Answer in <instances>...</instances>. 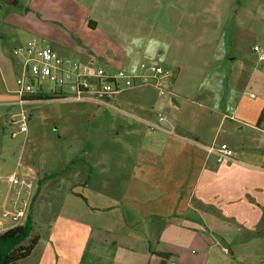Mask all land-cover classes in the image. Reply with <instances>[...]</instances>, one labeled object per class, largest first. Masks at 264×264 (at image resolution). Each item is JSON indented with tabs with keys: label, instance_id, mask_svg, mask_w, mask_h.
Segmentation results:
<instances>
[{
	"label": "crops",
	"instance_id": "obj_1",
	"mask_svg": "<svg viewBox=\"0 0 264 264\" xmlns=\"http://www.w3.org/2000/svg\"><path fill=\"white\" fill-rule=\"evenodd\" d=\"M3 1L0 87L12 83L5 80L16 64L10 50L30 36L60 55L114 71L137 73L142 58L163 59L172 71L166 92L151 100L114 98L130 89L123 88L113 96L114 109L126 115L155 106L174 111L161 121L155 110L154 119L143 114L136 115L142 123L125 122L124 132L141 138L119 147L131 154L133 166L115 158L121 184L134 185L132 190L104 194L94 204L80 192L65 191L71 194L66 205L57 195L39 212L40 191L55 176L43 179L29 215L36 243L12 264H264V68H229L230 99L220 96L218 71L209 68L212 58L224 54L218 55L225 38L230 61L249 56L264 67L244 47L251 38V46L264 51V0ZM187 56L199 59L191 65ZM247 89L257 94L245 97ZM13 90L0 94L2 104L19 105ZM146 121L162 129H149ZM221 143L233 150L234 160L217 162L204 149ZM85 175L70 181L83 185ZM94 175L84 188L100 192L109 182Z\"/></svg>",
	"mask_w": 264,
	"mask_h": 264
},
{
	"label": "rangeland",
	"instance_id": "obj_2",
	"mask_svg": "<svg viewBox=\"0 0 264 264\" xmlns=\"http://www.w3.org/2000/svg\"><path fill=\"white\" fill-rule=\"evenodd\" d=\"M0 4H4V1L0 0ZM19 14H23V12L21 11ZM253 42L249 38L247 44L244 43V47L249 53V48ZM230 46V42L225 38L220 44L221 49L218 55L224 54L212 58L213 64L209 67L216 68L215 70L218 71L219 75L216 76L222 82L220 96L223 95L227 99L231 98L233 89H230L227 93L225 91V80L228 79L227 72L229 68H264L259 63H254L252 59L250 60L249 56H244V62L239 59L230 61L229 59L233 58V55L229 52ZM10 54L12 55L11 52ZM66 55L73 59L76 58L69 54ZM13 59L15 61L14 57ZM184 59L189 62L187 64L193 65L199 58L187 56ZM152 60L157 61L164 68H169L163 59L159 58H142L140 62ZM95 64H98L97 60H95ZM99 65L108 72L117 71L105 68L102 63ZM17 67L15 64L11 70V76L8 75L5 79L7 81L12 80V83L10 84L8 81L9 86L3 84L0 87V94L12 95L8 90H11L14 86L13 78L18 74L19 69ZM208 75H211V73L208 72ZM239 77H244V75L239 74ZM171 79L172 76L168 81L171 82ZM1 81H3V76L0 74ZM137 86L117 93L114 98L136 101L139 97L147 98V100L159 97L157 89L152 85ZM49 90L50 84L43 81V93H48ZM204 90L206 89H201L199 92H204ZM249 93L256 95L257 91L247 89L244 93L245 97H249ZM200 95L204 96L202 93ZM216 95H218L216 90L215 92L211 91V98L216 100ZM166 97L168 95L165 94L163 98ZM2 103L0 102V212L6 209L12 213L22 208H24V211L26 210V205L36 186V179L43 171L55 177L44 182L39 195L41 199L37 206L39 212L49 208L57 195H60L57 200H61L66 205L71 194L64 193L65 191L80 192L88 198L89 203L94 204L103 199L104 194L107 196L119 194L124 187L128 188L129 191L132 190L134 185L121 184V180L124 178L119 175V169L116 167L119 161H115V158L122 156L121 163L124 162L128 167L133 166V163L131 164L133 161L131 154L128 152L121 153L119 147L135 146V142H139L141 138L127 135L124 132L125 122L129 120L142 123V118L136 115L141 116L143 114H147L151 119H154L157 113L155 110H159L162 115L167 117H171L174 113L173 110L168 111L165 108L155 106L151 109L154 110L152 112L146 113L143 111V113H140L133 110V115H126L114 109L117 107V103L113 99L111 101L112 107L95 104L88 100L77 101L61 98L31 100L22 105L13 103L5 105ZM21 109L27 116L25 132H17L16 125L13 123V120L17 118L16 113ZM115 131H119V134L114 135ZM105 148L109 155L106 158L104 157ZM79 168L81 169L78 170ZM100 168H104L103 173L105 174L101 173ZM93 171H95L98 178L100 173L101 179L109 182V184H105L106 186H102L100 192L98 188H91L92 186L84 188L91 180ZM86 173L89 178L83 185L71 183L70 178H82ZM10 176L16 179L15 183L9 181ZM5 199L11 201H5ZM23 219H20L19 222ZM10 225L8 221L4 223V226L9 227Z\"/></svg>",
	"mask_w": 264,
	"mask_h": 264
},
{
	"label": "built area",
	"instance_id": "obj_3",
	"mask_svg": "<svg viewBox=\"0 0 264 264\" xmlns=\"http://www.w3.org/2000/svg\"><path fill=\"white\" fill-rule=\"evenodd\" d=\"M251 51L259 60H264V51L259 45H252ZM11 53L19 68L18 74L14 77L13 90L19 105L38 100L31 97L43 93L42 82L46 81L50 84L48 93H53L58 98L88 100L95 104L112 107L113 96L123 88L152 84L157 89V93L160 96L163 95L166 92L168 80L172 76L170 70L163 68L154 60L140 62L137 73H127L122 70L107 72L101 66L92 67L87 63L60 55L50 47L42 45L41 40L36 37L22 38L13 46ZM16 115L17 118L13 120L16 131L25 132L27 116L22 109ZM162 119L163 115L158 112L157 121ZM146 125L149 129H162L157 122L146 121ZM204 149L207 153L214 154L217 162L224 159L234 160L233 150L224 143L205 145ZM9 181L15 183L16 179L10 176ZM27 206L28 203L25 211L22 208L15 213L3 209L0 212V231L8 228L4 226L7 221L11 224L9 227L22 224ZM20 219L23 220L19 222Z\"/></svg>",
	"mask_w": 264,
	"mask_h": 264
},
{
	"label": "trees",
	"instance_id": "obj_4",
	"mask_svg": "<svg viewBox=\"0 0 264 264\" xmlns=\"http://www.w3.org/2000/svg\"><path fill=\"white\" fill-rule=\"evenodd\" d=\"M56 98H58V96L53 93L36 94L34 97H31V99L38 100ZM262 115L261 112L257 118V122L261 120ZM50 176L51 174H42L36 179V188L28 202L23 223L8 227L6 230L0 232V264H12L17 260L24 258L29 254L30 250L36 243L37 237L31 233V221L29 217L30 210L37 192V185H39L43 179Z\"/></svg>",
	"mask_w": 264,
	"mask_h": 264
}]
</instances>
